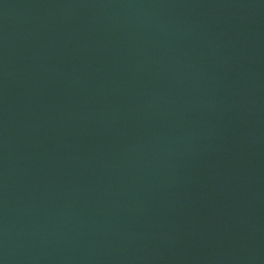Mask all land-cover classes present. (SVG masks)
Listing matches in <instances>:
<instances>
[{"label": "water", "instance_id": "95a60500", "mask_svg": "<svg viewBox=\"0 0 264 264\" xmlns=\"http://www.w3.org/2000/svg\"><path fill=\"white\" fill-rule=\"evenodd\" d=\"M0 264H182L99 169L1 77Z\"/></svg>", "mask_w": 264, "mask_h": 264}]
</instances>
